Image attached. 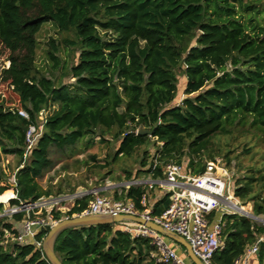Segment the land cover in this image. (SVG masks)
Segmentation results:
<instances>
[{"label":"trees","instance_id":"obj_1","mask_svg":"<svg viewBox=\"0 0 264 264\" xmlns=\"http://www.w3.org/2000/svg\"><path fill=\"white\" fill-rule=\"evenodd\" d=\"M46 24L74 37L64 41L78 51L76 62L62 67L67 83L37 70V35ZM57 52L50 39L45 54L54 70L60 65ZM3 53L0 154L18 158L11 206L52 196L53 190L38 183L52 168L51 148L63 151L109 135L116 142L112 162H136L133 172L125 171L128 181L160 179L168 163L199 175L207 162L219 159L236 169L231 195L264 217V157L260 166L244 167L228 140L244 132L264 144V0H0ZM179 74L184 86L177 102ZM54 105L27 148L28 127ZM22 110L29 119L18 114ZM138 130L152 134L137 135ZM2 179L0 169V195L9 189ZM151 191L128 186L120 194L114 190L112 199L143 211L140 201ZM93 197L76 199L66 216L83 212ZM169 203L163 194L148 206L151 215H161ZM53 215L60 220V212ZM23 218L24 213L12 221L0 216V264H48L34 243L13 240L19 233L14 224ZM207 218L213 222L217 214ZM220 225V248L211 264H234L264 237V226L239 214L222 215ZM47 231L36 235L37 242ZM54 250L62 264H162L150 238L132 236L120 223L64 231ZM263 250L264 244L260 263Z\"/></svg>","mask_w":264,"mask_h":264},{"label":"built area","instance_id":"obj_2","mask_svg":"<svg viewBox=\"0 0 264 264\" xmlns=\"http://www.w3.org/2000/svg\"><path fill=\"white\" fill-rule=\"evenodd\" d=\"M18 114L29 119L26 111H19ZM35 126H29L25 134L27 148L33 144L35 137ZM155 161L153 169L157 166ZM216 162H207L205 170L199 175H190L181 164L168 163L164 166L162 178L143 181H133L129 186L145 185L148 189L160 188L163 194H169V206L159 216H152L148 208V198L143 196L140 204L145 209L139 211L130 201L108 199L100 194H94L93 199L88 203L87 208L78 215L111 214L140 217L162 227L165 231L182 237L189 243L193 254L202 264H211L213 254L220 248L221 216L239 214L237 209L240 206L231 201V186L227 177L217 173ZM222 170V169H219ZM128 187V186H127ZM14 194V193H13ZM84 195H74V201ZM16 198L14 195L12 199ZM11 200V199H10ZM65 198L42 197L34 203L11 206L8 215L24 213L21 230L14 241L27 244L30 240L37 248L41 243L37 242L36 235L43 230H49L56 222L53 212L54 206L64 201ZM9 203V201H8ZM74 204V203H73ZM41 211L35 213V209ZM224 208L216 220L209 221L207 216L212 212ZM242 208V207H241ZM44 210V213L42 212ZM59 212V211H56ZM0 216H7L2 214ZM64 218H68L65 216ZM63 218V219H64ZM128 234L135 237L150 238L156 252V261L162 264H186L175 250L165 240V236L144 225L123 221L120 223ZM264 244V237H258L256 242L248 250L234 261V264H248L253 255H259L260 245Z\"/></svg>","mask_w":264,"mask_h":264},{"label":"rangeland","instance_id":"obj_3","mask_svg":"<svg viewBox=\"0 0 264 264\" xmlns=\"http://www.w3.org/2000/svg\"><path fill=\"white\" fill-rule=\"evenodd\" d=\"M50 39L54 40L57 45L58 52L56 53L60 65L58 69H52L51 64L46 59L47 43ZM65 40H74L72 34L68 32H61L52 24H46L40 30L37 35V50H36V67L39 74H43L46 77H51L56 83H67L71 81L70 79H64V70L62 67H69L76 62L77 48L71 47L64 43ZM6 59V53L0 55V71L3 67V63ZM227 70L230 67L227 66ZM177 91H176V101L179 102L182 98V89L184 86V77L181 74L177 77ZM57 105L46 108L37 117V125L35 126V135H39L41 127L43 125L44 119L52 114ZM39 127V128H38ZM231 144V149L233 155L238 157V161L242 163L244 167L246 166H260L261 159L264 157V144L260 142L257 138L249 133H239L235 132L233 136L228 139ZM116 147V142L112 140L109 135H105L104 141H99L98 136L94 137L93 140L88 138L82 140L76 146L72 148H66L63 151L51 148L49 151V157L52 161V168L45 172L42 177L38 179V183L44 189L53 190L52 198H65L64 201L58 203L54 206L56 211L61 214V219H63L67 212L71 209L74 203L72 196L87 194L89 191L95 188H104L98 194L112 199L114 190L118 194L121 193L122 188L129 186V183L137 180L128 181L126 178V172H133L136 169V162L133 159L128 158H118L112 162V156ZM249 151V152H247ZM150 153L154 150L149 149ZM18 164V158L14 155L4 156L0 154V169L5 174V179H2L1 186H7L9 189L5 192L11 191L14 193L13 185L14 178L13 173ZM216 165L219 169L218 174L227 177L230 186L233 183L234 177L237 175L236 169H227L224 164L217 159ZM146 179H138V181H143ZM96 183H102V187H96ZM61 188V194H56V190ZM92 187V188H91ZM89 188H91L89 190ZM74 190L72 193L71 191ZM264 193V192H263ZM157 195H163V190L156 188ZM93 196L94 193H92ZM231 201L237 203L240 207L244 208V211L253 214L252 203L242 205V203L235 197L231 195ZM154 198V193H149L148 206L152 203ZM3 213L6 214L9 221H12L11 216L8 215V211L12 208L11 205L6 202L2 203ZM241 208V209H242ZM243 210V209H242ZM36 214H40L41 211L38 209L34 210ZM222 211H226L224 208L216 211L217 218ZM44 213V210H42ZM1 214V215H2ZM254 215V214H253ZM260 219L264 220L263 216H258ZM216 220V219H215ZM260 226H264V223L256 222ZM15 226H21L20 223H15ZM9 235L6 234V238ZM167 242L169 239L164 237ZM31 243L29 240L27 242Z\"/></svg>","mask_w":264,"mask_h":264},{"label":"water","instance_id":"obj_4","mask_svg":"<svg viewBox=\"0 0 264 264\" xmlns=\"http://www.w3.org/2000/svg\"><path fill=\"white\" fill-rule=\"evenodd\" d=\"M149 135L151 136V131L146 130H138L137 135ZM15 188V185H13ZM104 190V188H95L87 194H98ZM83 194V195H87ZM239 215L244 216L254 222L264 223V220L260 219L258 216H255L249 212H246L240 208L237 209ZM123 221H132L145 227L156 231L157 233L165 236L180 246H182L191 260L192 264H202L200 260L193 254L191 247L188 242H186L182 237L176 236L173 233L165 231L162 227L155 225L150 221H146L140 217L136 216H127V215H111V214H93V215H80V216H72L68 218L61 219L56 222L45 234L41 242V250L44 255L45 260L48 264H62L55 254V244L61 233L70 229H76L81 227L88 226H98V225H107L114 223H121ZM261 264H264V250L262 253Z\"/></svg>","mask_w":264,"mask_h":264},{"label":"crops","instance_id":"obj_5","mask_svg":"<svg viewBox=\"0 0 264 264\" xmlns=\"http://www.w3.org/2000/svg\"><path fill=\"white\" fill-rule=\"evenodd\" d=\"M150 179V178H147V180ZM150 193H154V198H153V201L152 203L157 200L159 197L162 196L161 195H157L156 194V187L152 189V191ZM148 201H149V195H148ZM15 228L18 229V231L21 230V226H15ZM167 238V237H166ZM169 239V238H168ZM169 245L175 250V252L177 253V255L183 259V261L186 263V264H192L191 260L189 259L188 255H187V252L186 250L180 246L179 244H177L176 242H174L173 240L169 239ZM248 264H261L260 263V257L258 255H253L249 258L248 260Z\"/></svg>","mask_w":264,"mask_h":264},{"label":"bare ground","instance_id":"obj_6","mask_svg":"<svg viewBox=\"0 0 264 264\" xmlns=\"http://www.w3.org/2000/svg\"><path fill=\"white\" fill-rule=\"evenodd\" d=\"M13 196H14V194L11 191L4 192L2 195H0V203H6V202H8L10 199L13 198ZM3 197L5 199H2ZM240 209H241V207H240Z\"/></svg>","mask_w":264,"mask_h":264}]
</instances>
